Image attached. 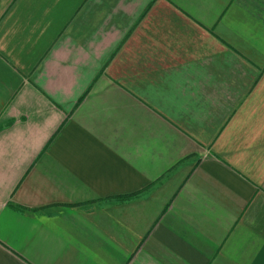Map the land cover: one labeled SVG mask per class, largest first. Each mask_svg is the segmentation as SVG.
I'll list each match as a JSON object with an SVG mask.
<instances>
[{
  "label": "crops",
  "instance_id": "crops-1",
  "mask_svg": "<svg viewBox=\"0 0 264 264\" xmlns=\"http://www.w3.org/2000/svg\"><path fill=\"white\" fill-rule=\"evenodd\" d=\"M0 264H264V0H0Z\"/></svg>",
  "mask_w": 264,
  "mask_h": 264
}]
</instances>
